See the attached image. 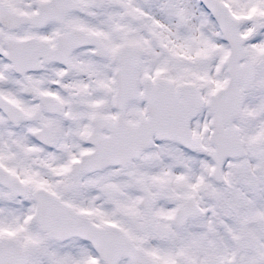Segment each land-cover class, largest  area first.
I'll use <instances>...</instances> for the list:
<instances>
[{"label":"snow or ice","instance_id":"1","mask_svg":"<svg viewBox=\"0 0 264 264\" xmlns=\"http://www.w3.org/2000/svg\"><path fill=\"white\" fill-rule=\"evenodd\" d=\"M0 264H264V0H0Z\"/></svg>","mask_w":264,"mask_h":264}]
</instances>
